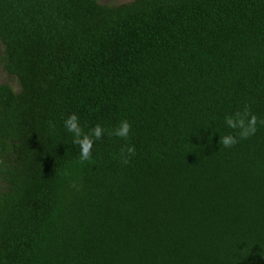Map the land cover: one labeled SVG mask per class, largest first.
Wrapping results in <instances>:
<instances>
[{"label": "trees", "instance_id": "16d2710c", "mask_svg": "<svg viewBox=\"0 0 264 264\" xmlns=\"http://www.w3.org/2000/svg\"><path fill=\"white\" fill-rule=\"evenodd\" d=\"M0 71V264H264V0H0Z\"/></svg>", "mask_w": 264, "mask_h": 264}, {"label": "clouds", "instance_id": "9594fccd", "mask_svg": "<svg viewBox=\"0 0 264 264\" xmlns=\"http://www.w3.org/2000/svg\"><path fill=\"white\" fill-rule=\"evenodd\" d=\"M264 126V120H259L251 111L250 107L245 105L242 110L236 111L232 115L225 117V124L228 128L235 130L236 135L227 134L219 138V143L225 148L235 146L240 140H246L255 135L257 132V124ZM65 129L72 134L74 145L79 146V157L82 161H88L92 156L93 144L97 140H101L106 133V129L100 124L95 125L89 133H86L80 124L79 117L76 113L67 116L64 121ZM132 125L128 120H121L119 126L108 132V135H114L125 141L129 139ZM121 163L127 165L130 159L136 155L134 145L125 144L120 148Z\"/></svg>", "mask_w": 264, "mask_h": 264}, {"label": "rangeland", "instance_id": "374dc122", "mask_svg": "<svg viewBox=\"0 0 264 264\" xmlns=\"http://www.w3.org/2000/svg\"><path fill=\"white\" fill-rule=\"evenodd\" d=\"M100 5H107V6H116L124 3H129L133 0H97ZM0 83H6L9 85L13 91L17 92L19 90L16 81L12 78H7L4 74L0 71Z\"/></svg>", "mask_w": 264, "mask_h": 264}]
</instances>
